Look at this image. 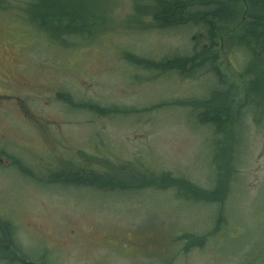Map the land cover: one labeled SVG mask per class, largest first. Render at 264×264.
<instances>
[{"label":"rangeland","instance_id":"374dc122","mask_svg":"<svg viewBox=\"0 0 264 264\" xmlns=\"http://www.w3.org/2000/svg\"><path fill=\"white\" fill-rule=\"evenodd\" d=\"M147 2L95 0L103 26L66 45L0 11V217L14 246L6 245L0 264H22L11 263L13 253L37 264H264V100L243 97L246 69L263 67L224 34L207 46L193 23L157 26L149 13H136ZM201 47L236 89L224 132L199 121L201 107L163 105L208 98L223 88L214 72L190 78L131 60ZM232 137L231 178L221 200L204 199L192 188L213 190L215 160L224 164L220 148ZM82 169L112 183L50 175ZM163 172L187 188L136 185Z\"/></svg>","mask_w":264,"mask_h":264},{"label":"trees","instance_id":"16d2710c","mask_svg":"<svg viewBox=\"0 0 264 264\" xmlns=\"http://www.w3.org/2000/svg\"><path fill=\"white\" fill-rule=\"evenodd\" d=\"M13 0H0V11H6L9 13H15L23 17L26 21L36 26L41 31L48 34L51 41L62 42L66 45L67 37H82L90 38L93 36L95 30L94 27H101L104 24L103 10L99 5L94 4L95 0H14L18 3L17 5L12 4ZM210 2V0H207ZM215 5H204L201 10H196L198 16L192 15L188 18V21H178L181 19L182 7L177 5L176 0H161L158 4L151 3V9H144L140 11L136 8V13H149L153 16L157 26L160 27H172L175 23L187 24V22H192L197 18V21H206V16L212 15L217 18L214 19L215 26L217 30L214 32H209L215 37L226 34L228 44L231 47L247 48L254 57L257 54L264 53V0H214ZM182 4V3H181ZM138 7L143 8V4H139ZM212 7H215V11H210ZM13 13V14H14ZM213 18V17H212ZM177 21V22H175ZM193 23V22H192ZM253 36L254 41L258 43L260 48L252 47L246 43V39ZM216 57V56H215ZM183 56H175L171 59H166L163 61H145L138 57H132L133 62H138L139 64H144L145 67L150 69H155L158 71H175V61L183 60ZM264 63V60H262ZM215 74L218 76L219 83L223 87L234 89L236 95V89L232 86L226 79L223 80L220 77L217 69H215ZM246 72H251V68L248 67ZM249 80L245 81V91H244V102L249 103L246 98L249 96L246 92V87ZM221 88H217L211 95L206 99H196V100H174L164 104L178 103L186 106H196L203 109H211L214 106L218 109L217 114L211 119L200 116L199 121L202 124H213L214 128L226 130V125L228 119L231 117L234 107L237 106L229 98L224 97V93L219 92ZM219 92V94H217ZM216 96V97H215ZM66 101V100H64ZM242 103H239L240 106ZM116 109H113L114 111ZM104 112V111H102ZM228 137V136H227ZM230 137V135H229ZM234 140H231L220 148V152L223 156L224 164L221 163L222 170L217 171V183L213 190L210 191H199L198 188H192L195 192L203 197L204 199L215 200L220 198L219 195L221 186L224 183H228L231 178V171H229V165L231 163V155L234 149ZM219 152V155H220ZM18 161V160H17ZM16 161L18 167L26 170V168ZM221 168V167H220ZM26 174L30 175V171L26 170ZM53 179L58 178V175L50 174ZM64 177V176H61ZM140 181L136 185H140L142 181H147L146 186H156L160 189H165L169 186L177 187L179 190H184L187 188L183 185L181 177H176L168 173H161L158 176L148 175L146 177H138ZM156 179L160 183L152 184L151 179ZM67 183H76L93 186L95 184L99 186L108 187L112 181L109 176H100L93 172H86L84 169L75 172V174L64 177ZM185 181V180H184ZM65 182V183H66ZM189 185V184H187ZM190 186V185H189ZM12 230L8 220L0 217V263L8 260V253L4 250L9 240V236ZM11 247L13 243L10 242ZM7 249V248H6ZM13 251V250H12ZM13 258V257H12ZM10 260V259H9ZM17 262L14 258L11 261Z\"/></svg>","mask_w":264,"mask_h":264},{"label":"bare ground","instance_id":"6f19581e","mask_svg":"<svg viewBox=\"0 0 264 264\" xmlns=\"http://www.w3.org/2000/svg\"><path fill=\"white\" fill-rule=\"evenodd\" d=\"M172 1H174V0H172ZM193 1H196L198 3V2H203L204 0H176L177 5L178 6L180 5L183 9L181 12L182 18L179 19L178 21H188V18L190 16H192V15L198 16L199 15V14H196V10L193 9L194 8L193 7V5H194ZM150 2L153 4H158L161 2V0H149V2H147V4H145L146 7L150 6V4H151ZM210 9H211L210 11H212V12L216 10L215 7H212ZM198 17L200 18V16H198ZM206 17H207L206 21H197V18L192 21L195 26L200 27V32H198L197 35H195V36L198 37L199 33L206 35L209 32H214L217 30V27L215 26V22H214V19H217V18H215L213 15H212L213 18L211 16H206ZM175 22H177V21H175ZM192 22H187V24L192 23ZM179 24H181V23H175V26H179ZM182 25H186V24H182ZM207 30L209 32H207ZM253 38L254 37L251 35L249 38L246 39V43L248 45H251L252 47L260 48L258 43H256ZM175 56H183V58H184L183 60H179L178 62L175 61V71H173V73H176L178 75H186L187 74L188 77L194 78L197 76L195 73L196 72L198 73L199 71H200V73H198L199 76L204 74L203 73L204 70H207V72H214V73L216 72L215 69H216V63H217L216 61L217 60H216V57H215L213 51H211V49H203V47H201L200 49L193 48V49H191L190 54H188V55H175ZM175 56H172V57H175ZM172 57L166 58V59H171ZM253 58H255V61L257 64H259L263 67V70H261V73H260L258 71V68H256V66L252 64L253 69H251L250 75L248 77L249 82H248V85L246 87V92L250 96L257 97V99H263L264 100V84H263L264 83V63L262 61V60H264V53L257 54ZM166 59H162L161 61L166 60ZM203 76H205V75H203ZM219 92L224 93L223 95L225 98H229L230 100H232L231 91L228 88L223 87L219 90ZM219 92L217 94H219ZM219 95H221V94H219ZM211 107H213V108H211V109L201 108L198 116L202 115V117L206 116L209 119L213 118L215 116V114H217L218 109H216L214 106H211ZM106 110H108V109H106ZM200 118L201 117H199V119ZM260 119H264V113L261 114ZM211 126H214V125L211 124ZM216 160H218V159H216ZM216 160H215V164H216L215 168L217 169V171H218V169L222 170L221 163L218 164V161H216ZM231 160H232V155H231ZM228 169L231 172H232V170H234L231 167V163H230ZM61 176H64V175L60 174V176L58 178H56L55 180L58 182H64L65 183L66 181L64 180V177H67V176H64V177H61ZM218 200H221V198L215 199L214 202H216ZM9 244H10V241L8 240L7 241V247H9ZM23 259L26 261H29L31 263H35V262L28 260L24 257H23Z\"/></svg>","mask_w":264,"mask_h":264},{"label":"flooded vegetation","instance_id":"af4514ba","mask_svg":"<svg viewBox=\"0 0 264 264\" xmlns=\"http://www.w3.org/2000/svg\"><path fill=\"white\" fill-rule=\"evenodd\" d=\"M198 6H200L201 8L204 6V5H206V6H209V5H215L216 4V2L214 1V0H210V2L209 1H203V2H198V3H196ZM209 4V5H208ZM200 8V9H201ZM145 9H151V5L150 6H148V7H146ZM151 17V20L152 21H155V19H154V17L151 15L150 16ZM206 31V30H205ZM224 36V39H223V42H225L226 41V39H227V35L226 34H224L223 35ZM195 36H192V38H194ZM198 38L199 39H205V42H207V41H209L208 42V44H207V46L208 45H212L211 43H214V40H213V38H214V36L212 35V34H206V35H204V34H201V33H199L198 34ZM221 44H222V38H220L219 39V43H218V45H220L221 46ZM215 45H216V41H215ZM215 55V54H214ZM216 56V55H215ZM217 69V68H216ZM10 241V240H9ZM9 247H10V250H12V247H11V245L9 244ZM14 255H13V258L17 261V262H19V263H22V264H37L35 261H33V262H35V263H26L27 261L26 260H24L23 259V257L22 256H17V254L16 253H13ZM23 259V260H22Z\"/></svg>","mask_w":264,"mask_h":264},{"label":"water","instance_id":"95a60500","mask_svg":"<svg viewBox=\"0 0 264 264\" xmlns=\"http://www.w3.org/2000/svg\"><path fill=\"white\" fill-rule=\"evenodd\" d=\"M22 260H23V259H22ZM26 263H31V262L27 261Z\"/></svg>","mask_w":264,"mask_h":264}]
</instances>
